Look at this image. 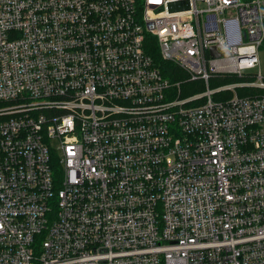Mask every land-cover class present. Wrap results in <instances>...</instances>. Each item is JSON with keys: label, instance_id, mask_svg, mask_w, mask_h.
<instances>
[{"label": "built area", "instance_id": "obj_1", "mask_svg": "<svg viewBox=\"0 0 264 264\" xmlns=\"http://www.w3.org/2000/svg\"><path fill=\"white\" fill-rule=\"evenodd\" d=\"M262 52L264 0H0V264H264Z\"/></svg>", "mask_w": 264, "mask_h": 264}, {"label": "trees", "instance_id": "obj_2", "mask_svg": "<svg viewBox=\"0 0 264 264\" xmlns=\"http://www.w3.org/2000/svg\"><path fill=\"white\" fill-rule=\"evenodd\" d=\"M161 67L163 69V73L167 77L171 78L173 82L183 81L185 79V76L183 75V73H181V71L177 67H175L174 65L169 64V63H162ZM237 81H239V80L234 79V78H232L230 80L224 79L223 81H221V84H224L227 82H237ZM189 85H191V83L184 84L181 87V90H180L181 97H187V96L193 95V93L196 91V90H190L188 87ZM186 87H188V88L186 89ZM247 93H249V91H247Z\"/></svg>", "mask_w": 264, "mask_h": 264}, {"label": "rangeland", "instance_id": "obj_3", "mask_svg": "<svg viewBox=\"0 0 264 264\" xmlns=\"http://www.w3.org/2000/svg\"><path fill=\"white\" fill-rule=\"evenodd\" d=\"M259 58H260V61H261L262 64H263V65H262V71H263V73H264V53H263V52L259 54ZM223 80H224V79H221V80H219V81H216V82L212 83V84L210 85V87H211V88H215L217 85H223V84H221V81H223ZM226 80H230V79H226ZM227 83H228V82H227ZM224 84H225V83H224ZM188 87H189L190 90H196V91L193 93V95H194V94H197V93L204 92V91L206 90L205 85H204V84H200V83H192V84L189 85ZM188 87H186V89H187ZM222 96H223V95H217V96H215V99H216V100H219Z\"/></svg>", "mask_w": 264, "mask_h": 264}]
</instances>
